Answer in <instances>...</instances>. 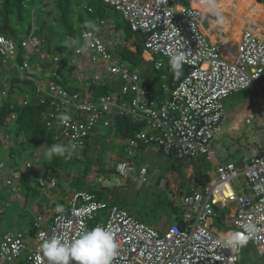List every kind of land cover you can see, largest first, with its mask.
Returning <instances> with one entry per match:
<instances>
[{
    "label": "built area",
    "instance_id": "1",
    "mask_svg": "<svg viewBox=\"0 0 264 264\" xmlns=\"http://www.w3.org/2000/svg\"><path fill=\"white\" fill-rule=\"evenodd\" d=\"M3 2L0 0V29ZM103 2L120 12L133 31L147 34L146 46L151 53L169 57L181 54L183 63L190 66L191 71L175 88L163 85L169 91L168 98L151 99L147 86L139 83L138 74L129 73L127 68L119 65L95 30L90 27L80 29V42L73 50L74 55L87 57L91 65H99L107 75L127 78L123 93L133 95L124 102H119L114 93L81 98L78 92L70 96L66 87L57 82L48 89L38 84L37 91L46 92L51 107L55 106L46 119L48 125L54 123L61 128V134L56 138L62 149L77 150L96 125L109 126L117 115L129 113L146 123V128L129 140L126 150L129 157L135 155L138 144L144 142L157 145L167 154L175 152L180 158H218L213 141L222 131L226 117L224 99L257 84L264 72V38L251 29H245L238 43V52L228 58L201 29L206 12L198 3H203V0ZM105 21L101 19L99 24L103 25ZM43 45L44 40L39 36L25 37L21 46L26 55L19 61L15 39L0 30V98L9 95L8 86L13 77H26V72L31 69V55L37 54L40 59L51 61L49 67H58L60 56L49 54L43 50ZM69 49L64 51L65 54ZM161 66L158 61L156 68ZM13 68L18 72L13 73ZM51 74L59 77L55 69ZM93 76L97 81L102 80L97 72ZM257 100L261 101L262 97ZM70 158L67 155V159ZM30 167L31 163L27 162L24 168ZM119 167L126 174L131 162L125 159ZM146 170L141 169L143 176ZM217 172L218 180L202 188L192 186L183 196L186 209L181 218L184 226L172 223L164 230H158L138 220L118 204L109 206L93 193L77 190L65 197L64 204L58 205L63 207V211L55 210L53 220L47 226L38 217L34 223L33 239H27L22 232L4 234L0 239V258L12 260L29 251V264H48L40 250L43 240L53 235L71 240L80 232L99 225L107 227L115 237L117 248L112 264H238L243 247H226V236L216 234L207 224L210 216L217 215L215 206L223 207L230 201L237 202L231 232L244 234L246 224L254 225L255 230L248 243L264 254V150L251 158L243 157L238 165L220 161ZM3 174L0 165L2 184L15 189L14 178L21 174L14 172V178L10 175L2 178ZM238 177L248 179L250 192L238 193L233 189V180ZM38 183L55 188L58 180L50 175L46 179L39 178ZM114 183H118L117 178L108 182L109 185ZM4 211L0 205V214Z\"/></svg>",
    "mask_w": 264,
    "mask_h": 264
},
{
    "label": "rangeland",
    "instance_id": "2",
    "mask_svg": "<svg viewBox=\"0 0 264 264\" xmlns=\"http://www.w3.org/2000/svg\"><path fill=\"white\" fill-rule=\"evenodd\" d=\"M50 0H25L26 6L23 10L24 20L20 21L16 18V15H13V20L15 23H18L17 35L13 36L15 42L18 45V50L21 49V41L29 34V24L32 23V27H39L41 17H47V7L50 9L49 3ZM216 0H207V3L210 4ZM87 0H80L81 5L86 3ZM46 4V6H44ZM45 7V8H44ZM80 8V6L78 7ZM208 8V7H207ZM206 8V9H207ZM109 12L106 18H111L115 23H123V17L120 12ZM126 24L122 28H111L109 22L105 25L99 26L96 25L93 27L95 31H98L101 34L105 42H111V46L108 48L111 52L115 53L116 46L115 43L119 42L120 45H123V37L125 36ZM39 29V28H38ZM237 37L239 32L236 33ZM80 39L78 35L72 36H56L54 44L58 49L61 58L63 50L65 48H70L71 53L67 55L66 59L71 60L76 63V67L79 68V62H75L76 59H80L74 55L73 50L77 46ZM126 43V42H125ZM128 43H131L132 40H128ZM46 50V47L44 48ZM57 51V52H58ZM26 55V52L23 53V56ZM144 57H148V54H145ZM163 62L167 61V58L159 55L157 56ZM19 60V56H16ZM119 59L120 56L118 57ZM32 64L38 62V66L44 67L46 64L40 59L39 56H30ZM169 60V59H168ZM170 61V60H169ZM151 63V61H147ZM50 63L48 64V68ZM83 69L80 72V75L74 76L73 79L75 82H70V87L74 89L75 86L84 87V84L87 83L88 86L93 83L94 85H99L100 82L93 78L92 70H88L89 65L86 63V60H83ZM40 67H32V72L37 77H42L43 75H48L46 72L41 73ZM45 68V67H44ZM90 72L88 73L87 72ZM15 71V70H14ZM97 73L100 75L102 80H105L107 73L102 72V69H98ZM88 75V77H86ZM84 76L86 77L84 79ZM89 79L85 81L86 79ZM111 86H116L115 83L107 81ZM117 87V86H116ZM2 101V98H0ZM1 105V102H0ZM225 111L226 119L222 128V131L214 139V148L218 152L220 158L224 161H239L243 157H252L256 155L261 150H264V101L262 103H256L252 101V98L247 99L244 95L241 94H232L225 99ZM115 128V127H114ZM113 127H102L97 125L91 132L89 138L88 153L83 156L82 160H67L62 162L59 168L56 167V173L59 180L60 187L53 189L48 188L46 185L41 186L36 183V179L39 178V175L42 173L48 175L45 172H51L52 170H47L44 168L43 172L34 173L36 179L31 178V182L45 189L48 192L55 193L57 197L62 192V187L69 188L70 183L76 181L82 182L84 187L98 190L102 186V179L111 178L114 176V167L117 165L121 156L125 155L123 149L120 148L121 139L119 134L115 132ZM17 127L14 122H10L5 126L0 124V134L2 145L0 146V163L4 164V169H9L11 166L25 165L28 161L33 163V166L37 167L41 165L44 159L48 158V150L50 148L46 145L42 146H33L25 145L20 146L21 140L24 141L21 137H18ZM6 133L9 134V139L6 140ZM14 148L15 156H11V151ZM139 152L136 154V157L127 156L128 160H133L135 162L133 168L128 171V175L123 178L122 183L111 190V194L114 198L122 203V206L126 207L133 215L139 220L153 225L159 230H163L170 223L177 220V215L182 214L185 209V205L182 201L183 196L185 195L188 186L191 182L195 181V177L199 175V170L201 172L210 176L211 181L217 180L219 178L218 173L215 170L217 164L216 160L208 159L206 156H200L195 158L188 159H178L176 154L168 156L163 154L160 148L156 145H149L146 148H139ZM75 150L68 149L70 156H75ZM36 153V154H35ZM36 156L37 154H39ZM81 152H78V154ZM111 153L113 154L111 156ZM58 156H64L62 154L56 153ZM144 165L147 167L148 171L146 174V180H143L140 176V166ZM34 167V171H35ZM42 168V165H41ZM84 168H87L86 173L83 175ZM30 172L33 173V169H30ZM71 173V176L69 177ZM169 175H173L174 179L177 181L181 180V192L176 197H172L171 193L175 192L168 186H160V181L162 179H168ZM68 177L69 181L64 183L65 178ZM234 187L237 191H242L244 188L248 191L250 187L247 186L246 181L238 178L233 181ZM12 191V190H10ZM65 193V192H63ZM66 193L70 192L66 189ZM172 204L176 205L178 210L176 212L172 211ZM45 205H49V198H45ZM232 206L236 205L235 201H232ZM226 211L229 213L230 209L227 208ZM29 215V214H28ZM232 218V217H231ZM3 223L5 224V215L2 217ZM214 226H218L221 229H226V226L221 225V216L212 217ZM10 224L9 221H7ZM160 227H163L161 229ZM233 221L229 223V228H233ZM260 253L253 244H248L243 247L240 259L251 260V257H261L257 260V263L262 264L264 262V255L259 256ZM6 264H11L6 262ZM15 264V262H13ZM24 264V262L22 263Z\"/></svg>",
    "mask_w": 264,
    "mask_h": 264
},
{
    "label": "trees",
    "instance_id": "3",
    "mask_svg": "<svg viewBox=\"0 0 264 264\" xmlns=\"http://www.w3.org/2000/svg\"><path fill=\"white\" fill-rule=\"evenodd\" d=\"M87 4L85 7L78 8L81 3L78 0H50L47 5H50V9L48 7L47 10V17H41L40 26L35 29L32 27V23L28 22L29 24V34L28 36L35 35L39 36L44 40V44L47 45L46 50L52 55H59L60 61L58 62V67L53 68L58 72L62 83L67 84L70 86V82H73V70L74 66L69 64V60L66 59V56L59 53V51H55L53 46L56 36H72L77 35L78 30L81 27H88L93 26L94 23H98L100 18H106L108 13L112 10L115 11L114 8L106 5L103 0H87ZM237 3H236V2ZM258 2L264 3V0H257ZM256 0H234L233 6H227V0H225V4L218 6L223 12L225 13H232L236 14L235 16L237 19H241V16L246 18H251L255 13H259L260 16L264 15V5L258 3ZM46 4L44 6H46ZM26 6L25 0H4L2 9H1V32L8 36H16L18 23L24 20L23 10ZM45 8V7H44ZM117 12V11H116ZM13 15H16V18L19 20L18 23H15L13 20ZM126 24L125 36L123 37V45H120L119 42L115 43L116 51L115 54L120 56L119 63L122 67L130 66V69H137L140 71L142 77L146 76V73H149V76L146 77V81L149 84L150 88L156 92L159 91L160 85L163 82V74L168 73L169 77L167 79V83H169L172 87L185 75L189 72L190 68L184 64L181 65L179 69L180 74L177 75L176 72L169 73V69L172 68L169 60L164 61V67L161 70H152L148 66H145L146 60L143 56V52L145 51L144 40L146 38V34L142 32H134L130 25L123 19ZM123 26H118V28H122ZM39 28V29H38ZM238 28V26H237ZM239 32V31H238ZM128 40H132L131 43H128ZM126 42V43H125ZM112 43L109 44L111 46ZM44 46V45H43ZM21 49L18 50L19 61L23 59V53L25 52L20 45ZM37 56V55H35ZM42 60V59H41ZM32 61V60H31ZM46 65L44 67H48V64L51 61L42 60ZM0 67H1V60H0ZM13 70H17L14 69ZM264 77V76H263ZM122 83L125 81L120 79ZM20 81L19 78L14 77V79L10 82L8 86L11 93H15V89H23L30 94V99L27 104H19L15 98L11 99L5 98L1 105H0V124L5 126L10 124V122H14L17 127V136L21 137L24 141L21 140L20 146L28 145L33 146H41L46 145L52 148L53 145L57 146V140L55 139L56 135L61 134V128L57 126V124L52 123L51 125H47V122L44 118L46 113L53 108L49 102H42L41 96L35 91V86L32 81L26 79L22 81V86H16V84ZM120 82V81H119ZM117 83V82H116ZM115 83V84H116ZM94 91L97 93H106L110 90H115V86H109L108 84H100V85H91ZM72 90V88H70ZM76 90V87H74ZM21 91V90H20ZM257 93V90L254 88H249L244 91H240L236 94L244 95L246 99L252 98ZM73 92L70 93L72 96ZM13 105V106H12ZM51 107V108H50ZM15 115V117H12ZM115 129V132L119 134V138L122 142L126 141L128 138H132L134 133L142 128V124L134 123L128 116H121L118 119V123L112 126ZM111 127V128H112ZM8 133H6V136ZM9 139V138H8ZM1 134H0V146L2 145L1 141ZM120 141V142H121ZM127 143V141H126ZM124 143V145L126 144ZM90 143L86 142L85 146H80L77 152H81V154H87L88 148L87 146ZM143 147V146H142ZM141 147V148H142ZM124 146H120L118 149H123ZM144 148V147H143ZM14 150V149H12ZM163 154L171 156L176 154L175 152H171L169 154L164 153L161 149ZM177 155V154H176ZM11 156H15L14 151H12ZM84 156V155H83ZM178 159H181L178 157ZM82 160V159H81ZM62 162H65V158L62 156H58L57 154L53 153L50 160L44 161L42 164L47 170H54L56 167L59 168ZM87 168H84L83 175L86 173ZM36 173V172H35ZM48 173V172H45ZM40 175H43L42 173ZM39 175V176H40ZM196 183L201 185H205L208 183L211 178L209 175L204 173H199L198 176L195 177ZM118 187V186H117ZM116 188V187H115ZM69 190H89L93 191L99 199L108 200L106 192H110L111 190H106L101 188L99 190H92L90 188L84 187L82 182L76 181L74 183L69 184ZM113 202H116L120 205L119 201L113 199ZM178 210L177 206L172 204V211L176 212ZM182 214L177 215V220L175 221L179 225H183L182 222ZM241 257V256H240Z\"/></svg>",
    "mask_w": 264,
    "mask_h": 264
},
{
    "label": "clouds",
    "instance_id": "4",
    "mask_svg": "<svg viewBox=\"0 0 264 264\" xmlns=\"http://www.w3.org/2000/svg\"><path fill=\"white\" fill-rule=\"evenodd\" d=\"M78 1H80V0H78ZM88 2V1H87ZM87 2L86 3H84L83 5H80V8H82V7H85L86 6V4H87ZM205 2L206 1H204L202 4H205ZM258 2V1H257ZM259 3H261L262 5H264V3H262V2H259ZM77 7H79V6H77ZM47 10H48V7H47ZM101 19H107V18H100V20ZM124 19V18H123ZM99 20V21H100ZM125 20V19H124ZM126 21V20H125ZM127 22V21H126ZM128 23V22H127ZM97 24H99V22L97 23ZM106 24V21H105V23L103 24V25H105ZM129 24V23H128ZM96 25V23H94V25L93 26H88V27H81V28H79V30H78V34H79V31H80V29H82V28H92L93 29V27ZM99 26H101V24H99ZM131 27V26H130ZM35 29H37V27H34ZM132 29V28H131ZM245 29H251L254 33H256L252 28H250V27H245V28H243V30H242V32L245 30ZM94 30V29H93ZM95 32H97L98 34H99V32L98 31H95ZM134 32H141V31H134ZM242 32H241V34H242ZM142 33H144V32H142ZM77 34V35H78ZM146 34V33H145ZM241 34H240V37H241ZM256 34H258V33H256ZM100 36H101V34H99ZM259 36H261L262 38H264V35H262V34H258ZM35 36V35H34ZM79 36V35H78ZM240 37H239V40H240ZM14 38V37H13ZM101 38H102V36H101ZM103 39V38H102ZM208 39V38H207ZM146 40H147V34H146V38H145V40H144V46H145V51L143 52V56L145 55V54H148V57H144L145 58V60L146 61H151V63H147V64H145V66H148L150 69H152V70H161V68L162 67H164V62L161 60V59H159L157 56H159V55H161V56H163V57H165V58H167V59H169L170 61H169V63H170V65H171V67L172 68H170L169 69V73L171 74V72H176V74L177 75H179L180 74V72H179V69L181 68V65L182 64H184V65H186V66H188L187 64H185V63H183V56L181 55V54H176V55H173V56H171V57H169V56H167V55H164V54H154V53H151V51L147 48V46H146ZM209 40V39H208ZM239 40H238V42H237V52H238V43H239ZM103 41H104V39H103ZM105 42V41H104ZM106 43V45H107V48L109 47V44L111 43V42H105ZM215 43V42H214ZM218 46V45H217ZM47 48V45H45L44 44V46L42 47L43 48V50H44V48ZM219 47V46H218ZM52 48H54V50L55 51H58V49L55 47V46H53ZM67 48H65L64 50H63V55L64 56H66L67 57V55H69L70 53H71V50L68 52V53H66L65 54V50H66ZM109 49V48H108ZM110 50V49H109ZM219 50H220V52L222 53V51H221V49H220V47H219ZM45 51H47V50H45ZM48 52V51H47ZM49 54H52V53H50V52H48ZM74 53V52H73ZM113 53V52H112ZM34 55H37V54H34ZM113 55H114V57L116 58V60L118 61V63H119V58H118V55H116L115 53H113ZM225 55V54H224ZM31 56H33V55H31ZM37 56H39V55H37ZM76 56V55H75ZM225 56H227V55H225ZM233 56V55H232ZM232 56H227L228 58H231ZM78 57V56H77ZM83 60H86V63L90 66L91 64L89 63V61H88V58L87 57H82V58H80V59H76L75 60V62H79V68H77L76 67V63H74V62H72L71 60H69V64L70 65H72V66H74V70H73V74H72V76L74 77V76H77V75H80V72H82V69H83V67H84V65H83ZM158 61H160L161 63H162V66L160 67V68H156V63L158 62ZM61 62V61H60ZM51 64V63H50ZM119 65L120 66H122L120 63H119ZM40 67V66H38V62L36 63V64H32V62H31V69L29 70V71H27L26 72V77L25 78H22V77H20V76H16V78H19L20 79V81L16 84V86H18L19 87V85H21L22 86V81H24V80H26V79H29L30 81H32L33 83H34V86H35V91L41 96V100H43V99H45V101H42V102H49V100H50V98H49V96H48V94L46 93V92H43V91H37V85L38 84H41V85H43L46 89H48V88H50V86H51V84L52 83H54V82H57V83H59V84H62L63 86H65L66 87V89L70 92V93H72V92H78V93H80V95H81V98H85L87 95H91L92 96V98H95V97H98V95H101V94H104V92H102V93H97L96 91H94L93 90V88H91V85H93V83H91L89 86H88V84L87 83H85L84 84V87H79L78 85L77 86H75L76 87V90H74L73 88H72V90L70 89L71 87L70 86H67V84H64V83H62V80L60 79V76L59 77H54V76H52V74H51V71H52V69H53V67H40L41 68V73H42V75H43V72H46L48 75H43L44 77H45V79L44 78H42V77H37V76H35L34 74H33V72H32V67ZM50 66V65H49ZM189 68H190V66H188ZM92 68H95V71H93V69H92V72H93V75H94V73L95 72H97V70L98 69H101L100 67H99V65H93L92 66ZM126 68V67H125ZM15 69V68H14ZM88 69H90L91 70V68H88ZM127 69H128V71H129V73H137L138 74V76H139V83L141 84V85H146L147 86V88L149 89V91H150V98L151 99H154V100H164V99H166V98H168L169 97V91H166L165 89H164V87H163V85H167L170 89H173V88H175L176 87V85H178L179 83H180V81L191 71V68H190V70H189V72H187L185 75H183V77L178 81V83H176L175 85H174V87H172L169 83H167V79H168V77H169V75H168V73H165V74H163V76H162V78H163V82L161 83V85H160V88H159V91H156V92H154L151 88H150V86H149V84L147 83V81L145 80L146 79V77H148L149 76V73H146V76L145 77H142L141 76V74H140V71L139 70H137V69H130V66L128 65V67H127ZM12 71H13V73H15L16 71H14L13 69H12ZM18 72V71H17ZM264 76V72L262 73V75H261V77H260V79L257 81V84L256 85H254V86H250V87H247V88H245V89H241V90H239V91H237V92H234V93H232V94H236V93H238V92H240V91H244V90H246V89H249V88H254V89H256L257 90V93L254 95V96H252V101L253 102H256V103H262L263 101H264V84H262L261 85V80L264 78L263 77ZM72 77V78H73ZM86 77H88V75L86 76ZM85 76H84V79L86 78ZM89 78V77H88ZM86 79L85 81H87V80H89V79ZM93 78H94V76H93ZM14 79V77L12 78V80ZM95 79V78H94ZM120 79H123L125 82L124 83H122V81L120 80ZM12 80H10V82L12 81ZM74 80V79H73ZM96 80V79H95ZM107 81H111V82H113V83H116V86H115V90H110V91H108V92H106L105 94H109V93H114V94H116L117 95V100L119 101V102H124L125 100H130L131 99V97H132V93H128V94H124L123 93V87L128 83V80H127V78H124V77H122L121 75H115V74H108V75H106V78H105V80H101V81H99L100 82V84H108L107 83ZM120 81V82H119ZM74 82H75V80H74ZM99 84V85H100ZM9 85H10V83H9ZM109 86H111L110 84H108ZM16 90V92L15 93H11L10 92V90H9V95H7V96H5V97H3L2 98V101L5 99V98H10V100L13 98H15L17 101H19V104H27L28 103V101H29V99H30V94L27 92V91H25V90H23V89H15ZM232 94H230V95H232ZM129 95H131V96H129ZM229 95V96H230ZM229 96H227L226 98H228ZM262 97V100L261 101H258L257 99H258V97ZM2 101H0L1 103H2ZM26 101V102H25ZM223 105H224V110H225V99H224V102H223ZM51 108V107H50ZM48 113H49V111L46 113V115H48ZM46 115L44 116V118H45V120H46V122H47V119H46ZM121 116H128L131 120H132V122H134V123H140V124H142V128L141 129H138L135 133H134V136L133 137H135V135L139 132V131H141V130H143V129H145L146 128V123L144 122V121H140V120H136L135 118H133L132 116H131V114H129V113H121V114H119V115H117V117L114 119V122L113 123H111V125H109V126H106V125H103V124H98V125H100V126H102V127H112L114 124H116V123H118V119H119V117H121ZM225 116H226V111H225ZM225 119H226V117H225ZM224 122H225V120H224ZM47 125H48V123H47ZM223 125H224V123H223ZM49 126V125H48ZM97 126V125H96ZM95 126V127H96ZM94 127V128H95ZM93 128V129H94ZM223 128V127H222ZM92 129V130H93ZM92 130H91V132H92ZM91 132H90V134L85 138V143L83 144V146H85L86 145V142L88 141V143H89V138H90V136H91ZM218 135V134H217ZM132 137V138H133ZM9 138V134L6 136V140ZM216 138V137H215ZM55 139L57 140V146H55V145H53L52 146V148H50V150H48L49 152H48V155H49V157L48 158H46V159H44V161L45 160H50V158H51V156H52V154L53 153H58V154H62V155H64L63 157L65 158V159H67V155H70L69 154V152L68 153H66L67 152V150L65 151V150H63L62 149V145H60V143H59V140L56 138V136H55ZM131 138H128L126 141H127V143L125 144V146H124V148H123V151L125 152V155L124 156H121L120 157V159H119V161L117 162V165L114 167V176L113 177H111V178H104V179H102V186L99 188V189H101V188H104V189H106V190H111V189H115V187H117V186H119L121 183H122V180H123V178L124 177H126L127 175H128V171L129 170H131L132 168H133V166H134V164H135V162L132 160L133 159V157H136V154L140 151L139 150V148L140 147H144V148H146V147H148L149 145H152V146H154L155 144H153V143H144V142H141V143H139L138 144V146H137V148H136V150H135V155H133L132 156V159L131 160H129L130 162H131V167L127 170V172H126V174H123L122 172H121V169H120V167H119V165L120 164H122L123 163V161L125 160V159H127V147L129 146V140H130ZM121 144V143H120ZM122 145V144H121ZM213 145H214V142H213ZM42 146V145H41ZM157 146V145H156ZM142 147V148H143ZM213 148H214V146H213ZM215 149V148H214ZM79 150V148L77 149V150H75L74 152H75V156H71V158L70 159H67V160H72V159H76V160H81V159H83V156L81 157V153H79L78 154V151ZM161 150V149H160ZM216 151V150H215ZM260 151H262L261 149H260ZM217 152V151H216ZM260 153V152H259ZM36 154V153H35ZM217 154H218V152H217ZM38 155H40V153L39 154H37L36 156H38ZM218 156H219V154H218ZM197 157H200V156H197ZM193 158H195V157H193ZM246 158H248V157H246ZM251 158V157H250ZM181 159H188V158H181ZM211 160H216L217 161V164H216V166H215V170H216V172H217V166H218V164L220 163V161H222L223 163H230V162H232V163H235L236 165H238L239 164V161H224V160H222L221 158H220V156L218 157V158H215V159H211ZM29 162V161H28ZM31 163V167L30 168H24L25 167V165L22 167V169H23V171L25 172V173H31L30 172V169L32 168L33 169V173H35V172H38V171H40V170H42V172H43V170H44V166L42 165V168L41 169H39L38 167H35V166H33V163L32 162H30ZM0 165H2V168H3V171H4V174H3V177L2 178H4L5 176H11L12 178H14L13 176H12V174L14 173V172H16V173H18V174H21L20 175V177H18V178H14V185H15V180L16 179H20L21 177H22V172L21 171H19L18 169H16L15 168V166H13L12 165V167L11 168H9V169H4V164H1L0 163ZM34 167H35V171H34ZM142 168H146L147 169V167L146 166H144V165H141L140 166V176L142 177V179L144 180V177H145V180H146V174H147V171H148V169L146 170V174L143 176V174H142V172H141V169ZM218 173V172H217ZM50 175H54L56 178H57V180H58V177H57V173H56V170H55V172H54V170L53 171H51V172H48V175H40L39 176V178H47V177H49ZM71 176V173H70V175H69V177ZM218 176H219V174H218ZM36 177V176H35ZM39 178H35L36 179V183L37 184H39L38 183V179ZM115 178H117L118 179V183H114V184H112V185H109L108 184V182L109 181H112V180H114ZM238 178H240V179H242V180H244V181H246V184H247V186H248V179H246L245 177H238ZM238 178H236V179H238ZM173 180H174V176L173 175H169L168 176V179L166 180V179H162L161 181H160V186H168L169 188H171L174 192H175V194H173V192L171 193V196L172 197H176L177 195H179V194H177V191H178V189H175L174 188V185H173ZM218 180V179H217ZM235 180V179H234ZM233 180V181H234ZM69 181V178L68 177H66L65 178V180H64V183H66V182H68ZM214 181H216V180H214ZM164 182H166V183H164ZM172 182V183H171ZM210 182H213V181H209L208 183H210ZM3 180L1 179L0 180V186H2L3 184ZM208 183H205V185L206 184H208ZM40 185V184H39ZM205 185H201V184H199V183H196V180L194 181V182H191V184H189V186H188V189H187V191H186V193H188L189 192V190L191 189V187L192 186H194V187H200V188H202L203 186H205ZM3 186H6V185H3ZM41 186H44V185H41ZM6 187H8V186H6ZM60 187V184H59V180H58V185H57V187H55V188H53V189H56V188H59ZM233 187H234V184H233ZM9 188V187H8ZM64 188H67V187H62V189H64ZM10 190H15L16 189V187H15V189H11V188H9ZM98 189V190H99ZM235 191H237L236 190V188L234 187L233 188ZM67 190L70 192L69 194H65L64 196H62V197H57L56 198V200H54V202H53V204H52V211H51V216L46 220L45 218H44V216L42 215V214H39V215H37L36 217H35V219H34V221H33V224H32V228H33V233H31V234H28L27 232H25V231H21V230H8V231H6V232H2V233H0V239L3 237V235L4 234H6V233H16V232H22L24 235H25V237L27 238V239H33L34 238V236H35V231H34V223L36 222V220L38 219V217H41V219H40V221H41V223H43V224H45L46 226L49 224V223H51L52 222V220H53V216H54V214H55V210L57 211V212H62L63 211V207L62 206H58V205H62V204H64V201H65V197H67L68 195H70V194H73L75 191H77V190H72V191H70L69 190V188H67ZM86 191H89V190H86ZM251 191V189L248 191L247 189H243L242 191H237L238 193H243V192H250ZM90 193H93L96 197H97V195L93 192V191H89ZM185 193V194H186ZM106 194H111L110 192H106ZM112 195V194H111ZM97 199L98 200H100V201H104V202H106L109 206L110 205H113V204H118V203H116V202H113V199L111 198V199H108V200H103V199H99L98 197H97ZM236 202V201H235ZM232 203V201H230V202H228L227 203V205H225V206H223V207H220V206H215V209H216V211H217V215H215V216H210L209 217V219H212V217H217V216H221L222 214L220 213V210H223V209H225L226 207H228L230 204ZM2 207H4L5 208V211L2 213V214H0V217H2V216H4L5 215V213H6V211H7V209H8V205L7 206H5V204L3 205V204H0ZM119 206H121V207H123V208H125V209H127L126 207H124V206H122V205H120V204H118ZM236 208H237V202H236ZM57 207V208H56ZM236 208H235V210H236ZM185 209H186V207H185ZM184 209V210H185ZM128 210V209H127ZM184 210H183V212H184ZM129 211V210H128ZM130 212V211H129ZM182 212V213H183ZM130 214L131 215H133L131 212H130ZM235 214V213H234ZM135 218H137L135 215H133ZM208 219V220H209ZM233 219H234V215H232V221H233ZM207 220V221H208ZM140 221H143V220H140ZM144 222V221H143ZM182 222H183V220H182ZM146 223V222H145ZM172 223H176V222H172ZM172 223H170L167 227H169ZM148 224V223H147ZM3 225V222H2V220L0 219V226H2ZM233 225H234V223H233ZM182 226H184V222H183V225ZM166 227V228H167ZM165 229V228H164ZM163 229V230H164ZM234 229V227L233 228H229V234H227L226 235V237H225V241H224V243H225V246L226 247H230V248H237V247H244V246H246V245H248V244H250V243H248V241H249V239H251V237H252V235H253V232H254V230H255V226L254 225H252V224H246L245 226H244V234H241V232H231L232 230ZM159 230V229H158ZM248 243V244H247ZM256 247V246H255ZM116 248H117V244H116V240H115V237H114V235H113V233L107 228V227H102V226H96V227H94V228H92V229H89V230H84V231H82V232H80L76 237H74L73 239H71V240H68V239H66V238H64V237H61V236H56V235H53V236H51L50 238H48V239H45V240H43V242L40 244V250H41V252H42V255L46 258V260H47V262H48V264H112V259H113V256H114V254H115V251H116ZM257 248V247H256ZM258 249V248H257ZM259 250V249H258ZM242 253V252H241ZM261 253V252H260ZM29 254H30V252L28 251V252H24L23 254H21L19 257H17V258H14V259H12V260H7V259H1L0 258V261H2V262H8V263H13V262H17V261H19L20 259H23L24 260V264H29L30 263V260H29ZM261 255H264V254H262L261 253ZM241 256V255H240ZM239 261H240V259H239ZM238 264H239V262H238Z\"/></svg>",
    "mask_w": 264,
    "mask_h": 264
},
{
    "label": "crops",
    "instance_id": "5",
    "mask_svg": "<svg viewBox=\"0 0 264 264\" xmlns=\"http://www.w3.org/2000/svg\"><path fill=\"white\" fill-rule=\"evenodd\" d=\"M205 1L206 2L204 5H202V7L206 12V17L202 22L201 29L210 41L215 42L220 47L223 54L232 56L233 54L237 53V42L243 28L245 27H250L256 33L264 35V15L260 16L259 13H255L251 18L241 16V19L238 20L235 16L236 14L234 15L231 12L225 13L220 8H218V6L225 4V0H216L215 2H212L210 4L207 3V0ZM235 2L234 0H227V6L231 7ZM110 12L113 13V18L114 12L112 10ZM107 22H109V25L112 29H114L115 26L117 28L119 24L120 26L124 25V22L115 23L111 18H107L106 23ZM238 31L239 35L237 37L236 33ZM92 66L93 65H90L89 68L95 71V68H92ZM262 84H264V78L261 80V85ZM120 143L122 144V146H125L124 143H126V141H121ZM112 155L113 154L111 153V156ZM42 163H44V161ZM22 167L23 165L15 166L16 169L22 172V177L15 180V190L10 191L8 187L3 185L0 186V204H5V206L9 204L8 209L5 213V224L3 223V225L0 226V233L6 232L8 230H21L27 232L28 234H31L33 233L32 224L37 215L42 214L46 220L51 216L52 204L57 198L56 194L48 192L45 189H41L40 187L32 183L31 178H34L35 174L25 173ZM37 167L41 169V165H38ZM199 173L203 172L199 170ZM173 185L175 189H178L177 194H179L182 189L181 180L177 181L174 179ZM66 189L67 188L62 189L59 197H62L66 194ZM45 198H49L48 206L45 205ZM107 198L115 199L111 194H107ZM227 208L230 209L229 213L226 211ZM235 208L236 206H232L230 204L225 209L220 210V213L222 214L221 219H223V221L221 220V225L226 226V229L223 230L218 226H214L211 219L207 221V224L216 234L225 237L230 232L227 227L231 222L232 215H234L235 213ZM2 217H0V219L3 222ZM7 221H9L10 224H8ZM160 228L163 229V227ZM259 256H261V253ZM259 258L261 257H258V259ZM258 259H256L255 257H251V260L240 259L239 264H259L257 263ZM23 262L24 260L20 259L19 261L15 262V264H22ZM0 264H6V262L0 261Z\"/></svg>",
    "mask_w": 264,
    "mask_h": 264
},
{
    "label": "bare ground",
    "instance_id": "6",
    "mask_svg": "<svg viewBox=\"0 0 264 264\" xmlns=\"http://www.w3.org/2000/svg\"><path fill=\"white\" fill-rule=\"evenodd\" d=\"M203 1H205V0H203ZM198 5H199V6H202V5H204V4H202V2H199ZM138 220H139V219H138Z\"/></svg>",
    "mask_w": 264,
    "mask_h": 264
}]
</instances>
